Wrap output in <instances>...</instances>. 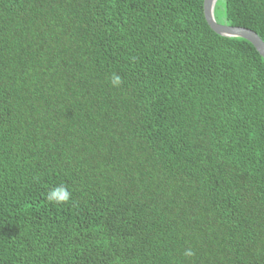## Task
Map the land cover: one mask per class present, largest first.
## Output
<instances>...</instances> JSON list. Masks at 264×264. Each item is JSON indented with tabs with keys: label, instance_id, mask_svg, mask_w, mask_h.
Listing matches in <instances>:
<instances>
[{
	"label": "trees",
	"instance_id": "1",
	"mask_svg": "<svg viewBox=\"0 0 264 264\" xmlns=\"http://www.w3.org/2000/svg\"><path fill=\"white\" fill-rule=\"evenodd\" d=\"M215 17L264 41V0ZM0 264H264L254 45L204 0H0Z\"/></svg>",
	"mask_w": 264,
	"mask_h": 264
},
{
	"label": "water",
	"instance_id": "2",
	"mask_svg": "<svg viewBox=\"0 0 264 264\" xmlns=\"http://www.w3.org/2000/svg\"><path fill=\"white\" fill-rule=\"evenodd\" d=\"M218 0H204V14L207 23L217 34L224 37H237L250 41L264 58V41L253 30L245 27L221 24L215 17V6Z\"/></svg>",
	"mask_w": 264,
	"mask_h": 264
},
{
	"label": "clouds",
	"instance_id": "3",
	"mask_svg": "<svg viewBox=\"0 0 264 264\" xmlns=\"http://www.w3.org/2000/svg\"><path fill=\"white\" fill-rule=\"evenodd\" d=\"M111 83L113 86L118 87L122 83V79L118 74H114L111 78ZM46 199L52 204H63L71 199V192L65 185H57L48 191ZM184 255L190 257L194 253L191 249H187Z\"/></svg>",
	"mask_w": 264,
	"mask_h": 264
}]
</instances>
